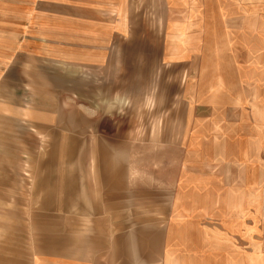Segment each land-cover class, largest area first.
<instances>
[{
	"label": "rangeland",
	"instance_id": "1",
	"mask_svg": "<svg viewBox=\"0 0 264 264\" xmlns=\"http://www.w3.org/2000/svg\"><path fill=\"white\" fill-rule=\"evenodd\" d=\"M58 1L0 0V264H94L89 250L86 256L82 253L83 241L89 243L92 236L91 215L59 213L60 162H78V174L88 183L97 181L104 162H114L125 187L130 186L132 225L126 233L136 246L125 263L116 256L115 264H156L161 213L173 185L172 162L183 159L186 138L177 125L184 120H174V112L187 109L183 97L193 82L201 98L196 109L248 110L258 117V205L253 222L258 226V264H264V0H258V11L253 12L258 15L253 23L258 26L259 37L253 41L257 53L234 56L207 49L211 53L186 55L185 47L197 46L199 40L180 39L177 44L184 49L175 47L179 52L174 55L172 0H116L111 17L116 36L100 64L62 66L51 61L42 87L31 86L28 79L6 86V67L27 62L19 47L43 50L41 38L61 39L59 28L65 22ZM70 1L78 5L80 16V5L92 8L103 2ZM84 13L86 18L87 10ZM41 27H50V33L40 32ZM78 27L82 29L81 22ZM71 38L75 40L74 32ZM186 63H191L188 71L182 70ZM236 66L241 73L235 77L231 68ZM117 92L129 106L124 115L107 116L110 105L119 106L112 98ZM234 95L242 97L239 105L234 106ZM40 110L48 119L30 115ZM42 179L49 181L50 200L36 191ZM140 194L146 200L143 214H137ZM139 217L145 219L141 225ZM138 230L146 232V258L138 248Z\"/></svg>",
	"mask_w": 264,
	"mask_h": 264
},
{
	"label": "crops",
	"instance_id": "2",
	"mask_svg": "<svg viewBox=\"0 0 264 264\" xmlns=\"http://www.w3.org/2000/svg\"><path fill=\"white\" fill-rule=\"evenodd\" d=\"M115 1L103 0L92 8L80 5V16L76 13L78 5L75 2L59 0L56 6L62 11L65 22L64 28H59L61 39L59 36L57 41L51 36L41 38L38 45L43 50L19 47L27 62H11L4 70L10 68L8 74H4L7 80L4 84L11 86L12 82L17 84L19 80L28 79L31 86L42 87L46 83L43 79L49 77L46 67L51 61H58L64 64L62 66L100 64L109 56L116 36L111 26L112 13L119 4ZM172 4L174 55L179 52L176 53L177 48L184 49V45L177 44L180 39L199 40L197 46L185 47L186 55L211 53L207 49H215L212 51L215 54L234 56L257 53V42L253 41L259 37L258 26L253 23L258 22V15L253 16V12L258 11V0H172ZM86 10L85 18L82 16ZM79 22L81 30H78ZM42 30L50 33L51 28L41 27L40 32ZM72 32L75 40L71 38ZM211 40L213 43L204 46ZM32 60H42L43 63ZM190 64L186 63L182 70L188 71ZM231 69L235 77L241 73L238 66ZM236 82H241V78ZM195 88V82L189 84V92L183 97L187 109L174 112V120H184L178 121L177 125L186 138L182 142L183 159L172 162L173 185L161 213L156 264H258V226L253 222L258 205V117L248 110H198L201 98ZM232 102L234 106L239 105L242 97L234 95ZM41 112L30 115L48 119ZM113 163L104 162L97 181L88 183L78 174V162H60L59 213L91 215L92 236L89 243L87 239L83 241L82 253L86 256L89 250L94 264H115L116 256L118 261L125 263L127 255L136 247L129 242L130 236L126 233L132 225L129 219L130 186L125 187ZM73 165L75 171H71ZM67 166L71 167L67 169ZM35 188L44 193L43 199L53 197L48 190V180L36 182ZM36 191L33 189L32 192ZM85 198L89 199L86 201ZM137 198V214H143L146 200L141 194ZM86 220L83 218V222ZM138 220L139 225L145 221L140 217ZM145 233L140 230L138 234V248L140 253L144 252V258L147 249ZM69 261L68 264H72V260Z\"/></svg>",
	"mask_w": 264,
	"mask_h": 264
},
{
	"label": "clouds",
	"instance_id": "3",
	"mask_svg": "<svg viewBox=\"0 0 264 264\" xmlns=\"http://www.w3.org/2000/svg\"><path fill=\"white\" fill-rule=\"evenodd\" d=\"M120 93H114L112 95V98L114 101H117L118 102V105L117 106L116 104L114 105H110L106 110H105V115L107 116H112L113 113H116L117 115H124L125 114V110L126 108L129 106V102L127 100H123L121 101L120 100Z\"/></svg>",
	"mask_w": 264,
	"mask_h": 264
}]
</instances>
